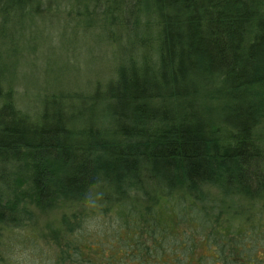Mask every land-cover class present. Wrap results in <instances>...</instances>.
Wrapping results in <instances>:
<instances>
[{"label":"trees","instance_id":"1","mask_svg":"<svg viewBox=\"0 0 264 264\" xmlns=\"http://www.w3.org/2000/svg\"><path fill=\"white\" fill-rule=\"evenodd\" d=\"M51 15L109 29L122 56L96 93L61 92L32 113L0 47V264L14 240L54 264H112L78 232L113 212L159 248L193 227L214 263L245 261L210 238L264 223V0H0V39Z\"/></svg>","mask_w":264,"mask_h":264},{"label":"rangeland","instance_id":"2","mask_svg":"<svg viewBox=\"0 0 264 264\" xmlns=\"http://www.w3.org/2000/svg\"><path fill=\"white\" fill-rule=\"evenodd\" d=\"M34 27H26L31 34L29 36L0 39V47L7 53L5 61L10 64L15 84L18 85L19 105L25 111L40 112L45 100L48 101L53 95L59 96L61 92L96 93L99 84L113 80L117 75L119 57L122 55L120 52V56L117 55L116 46L110 41L109 29L83 31L57 15L46 16ZM36 214L40 224L61 216L58 210ZM223 217L226 219L227 214ZM237 225L238 221H233L230 227L237 228ZM259 226L258 232L248 229L249 232L239 235L229 227L232 233L224 231L221 234L224 236L215 234L210 238L211 243L224 245L223 255L237 256L241 253L246 256L248 260L241 264H264V223L260 222ZM126 230L127 225L122 224L113 212L107 217L97 214L87 221V225L78 234L83 240L94 239L96 244L103 245L107 255L112 252L116 257L112 264H221L213 262L217 251L207 247L193 227L185 235L179 232L178 236L162 240L163 248H159V244H154L146 235L139 236L134 234L133 229L129 233ZM142 243L149 246L154 253L153 258L143 256L144 252L140 255ZM191 246L193 255L188 251ZM175 248L177 252L173 254ZM113 250H117V253ZM164 251L166 255L161 262L155 254Z\"/></svg>","mask_w":264,"mask_h":264},{"label":"clouds","instance_id":"3","mask_svg":"<svg viewBox=\"0 0 264 264\" xmlns=\"http://www.w3.org/2000/svg\"><path fill=\"white\" fill-rule=\"evenodd\" d=\"M86 204L89 207L96 206V201L93 200L91 194L88 195ZM17 233L22 235L20 229H17ZM17 239H19V237ZM6 256L7 264H54L51 257H38L33 248L24 247L15 240L11 243Z\"/></svg>","mask_w":264,"mask_h":264}]
</instances>
